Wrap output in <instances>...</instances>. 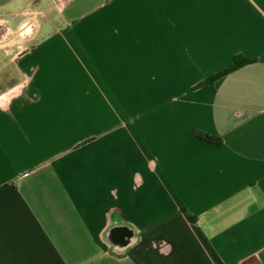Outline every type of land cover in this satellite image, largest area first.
<instances>
[{
  "label": "crops",
  "instance_id": "obj_1",
  "mask_svg": "<svg viewBox=\"0 0 264 264\" xmlns=\"http://www.w3.org/2000/svg\"><path fill=\"white\" fill-rule=\"evenodd\" d=\"M61 5L0 44V264H264V0Z\"/></svg>",
  "mask_w": 264,
  "mask_h": 264
},
{
  "label": "rangeland",
  "instance_id": "obj_2",
  "mask_svg": "<svg viewBox=\"0 0 264 264\" xmlns=\"http://www.w3.org/2000/svg\"><path fill=\"white\" fill-rule=\"evenodd\" d=\"M64 1L66 0H33L18 19L11 14L5 15L7 18L9 17L8 19L0 17V44L14 43L16 38L14 31H12L14 28L23 32L18 40L28 41L41 20L43 21L42 31L46 34L54 35L57 31L66 30L65 18L56 10L57 6H62ZM86 4L89 6L88 3ZM24 5V1H22L16 4L14 8L21 9ZM17 21L19 22L17 23ZM28 28L30 31H27Z\"/></svg>",
  "mask_w": 264,
  "mask_h": 264
},
{
  "label": "trees",
  "instance_id": "obj_3",
  "mask_svg": "<svg viewBox=\"0 0 264 264\" xmlns=\"http://www.w3.org/2000/svg\"><path fill=\"white\" fill-rule=\"evenodd\" d=\"M250 62H251V60L248 59L244 54H241V53L236 54L233 58V62L229 66L223 68L222 70L212 74L211 76L205 78L201 82L195 84L193 86V89H199V88H202L204 86L213 85L218 79L230 74L231 72L241 68L244 65L249 64ZM194 135L197 138H200L202 140H205V141L211 142V143H215V144H221L223 142V139L220 136L206 132V131H203V130H198V129L195 130ZM192 218H195V216L192 215Z\"/></svg>",
  "mask_w": 264,
  "mask_h": 264
},
{
  "label": "water",
  "instance_id": "obj_4",
  "mask_svg": "<svg viewBox=\"0 0 264 264\" xmlns=\"http://www.w3.org/2000/svg\"><path fill=\"white\" fill-rule=\"evenodd\" d=\"M131 234L128 232H124L123 230H115L113 233V238L117 243H121L122 245H125L126 243V237H129Z\"/></svg>",
  "mask_w": 264,
  "mask_h": 264
}]
</instances>
